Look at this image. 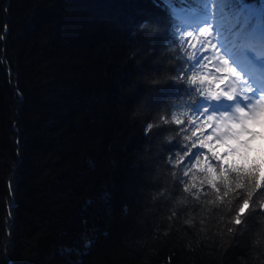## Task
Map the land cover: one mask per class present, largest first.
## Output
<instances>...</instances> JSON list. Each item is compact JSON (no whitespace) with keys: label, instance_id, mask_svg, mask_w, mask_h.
Wrapping results in <instances>:
<instances>
[{"label":"trees","instance_id":"1","mask_svg":"<svg viewBox=\"0 0 264 264\" xmlns=\"http://www.w3.org/2000/svg\"><path fill=\"white\" fill-rule=\"evenodd\" d=\"M187 23L157 0H0V264H264V194L229 232L227 202L174 166Z\"/></svg>","mask_w":264,"mask_h":264},{"label":"snow or ice","instance_id":"2","mask_svg":"<svg viewBox=\"0 0 264 264\" xmlns=\"http://www.w3.org/2000/svg\"><path fill=\"white\" fill-rule=\"evenodd\" d=\"M157 6L167 9L173 18H178L181 11L174 6V0H157ZM200 8L206 15L184 31L175 29L173 38L174 46L192 49L191 53H183L187 60L177 66L178 79L187 82L185 90L191 93L180 100L191 113H174L171 121L191 144L185 146L174 166H183V177L188 179L180 182L192 199L199 201L201 194L207 196L206 189H211L215 200L208 203L227 202L235 213L231 223L236 228L228 229L233 232L245 223L248 213L257 211L253 207L255 195L264 194V165L248 163L250 146L256 138L252 128L264 119V86L250 87L229 57L245 62H250L249 54L256 59L264 57V2L257 5L246 0H200ZM200 66L209 71L200 72ZM237 99L242 103H233L229 111H209L213 101ZM197 100H203L208 107L195 109ZM185 115L190 118L182 119ZM162 122L168 123L167 118ZM186 124L191 127L186 128ZM152 127L151 123L147 125L145 135ZM258 210L264 213V202ZM91 243L89 240L84 247H91Z\"/></svg>","mask_w":264,"mask_h":264},{"label":"rangeland","instance_id":"3","mask_svg":"<svg viewBox=\"0 0 264 264\" xmlns=\"http://www.w3.org/2000/svg\"><path fill=\"white\" fill-rule=\"evenodd\" d=\"M181 11L179 12L178 16L182 17L183 19H185V22L188 21L189 19L194 20V19H200L201 16L199 17L198 14H196L193 11L190 10H185V9H181L178 8ZM195 13V14H194ZM191 22H188L187 24H190ZM231 60V63L233 65V67L237 70L238 73L241 74V76L243 77V79L247 80L249 82V86L250 87H255L254 83L257 81L256 79V74L249 71L248 70H241V60L234 57L232 58L231 56L229 57ZM263 58V63H264V57ZM199 70H203L205 73H207L209 71L208 67L205 66H200L198 68ZM264 70V68H263ZM246 72V73H245ZM233 103L235 104H240L242 103L239 99H237L235 102H229V101H213L211 102V106L209 107V111H229L232 107H233ZM200 107H208V105L202 101L200 104ZM252 131L256 133V138L252 141L251 143V150L255 147L258 146V144L263 143L264 144V119H262V121L260 123H258L256 126H254L252 128Z\"/></svg>","mask_w":264,"mask_h":264}]
</instances>
